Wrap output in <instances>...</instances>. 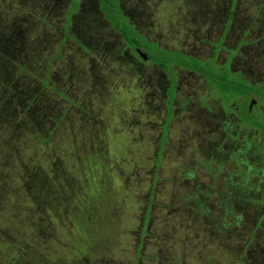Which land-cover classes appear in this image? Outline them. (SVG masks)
I'll return each mask as SVG.
<instances>
[{
    "label": "rangeland",
    "instance_id": "rangeland-1",
    "mask_svg": "<svg viewBox=\"0 0 264 264\" xmlns=\"http://www.w3.org/2000/svg\"><path fill=\"white\" fill-rule=\"evenodd\" d=\"M69 2L0 0V264H264L259 136L185 70L165 109L161 70L126 48L135 35L125 46L98 0H81L67 35ZM231 4L120 0L158 59V44L208 56ZM222 42L239 53L207 59L216 78L230 65L264 78V0H236Z\"/></svg>",
    "mask_w": 264,
    "mask_h": 264
},
{
    "label": "flooded vegetation",
    "instance_id": "flooded-vegetation-1",
    "mask_svg": "<svg viewBox=\"0 0 264 264\" xmlns=\"http://www.w3.org/2000/svg\"><path fill=\"white\" fill-rule=\"evenodd\" d=\"M92 2L93 1H88L83 6H86L89 8V10H91L90 8L94 7L92 5ZM80 4H81V0H77L75 3L73 2V0H70L68 6L66 8L65 13L63 14V18L65 20L64 28H65V30H67V32H69V25H71L72 21H73L72 15L77 12ZM70 9L73 10V12L69 15V24L67 26L66 25V23H67L66 13ZM122 13H124V12L122 11ZM105 22H107L111 26L110 22H108L107 20ZM135 29H136V27H135ZM121 39H122V37H121ZM153 41L155 43L157 42L156 40H153ZM217 43H218V41L213 44L214 47L212 46L211 53L208 56H205L202 58L191 55V54H185L182 51L181 52L185 55H191V56L197 58L198 61H200L202 63V66L205 67V69H207V70L209 69L207 59L210 58V56H212V58H213L214 66L217 67V65H219L221 62H223L225 60L230 63L231 59L233 58L232 56L229 55V52L227 50L235 48V49H237L236 54L239 53L237 46L236 47H227L226 45L223 44V42L220 43L221 49L218 50V52H215L214 48L217 46ZM124 44L126 46L125 40H124ZM139 47H140L139 49H135V48L133 49V48L126 46V48H128L130 50V52L133 54L134 58L138 59L142 63H145V62L152 63L157 69L161 70L160 71L162 74L161 77L167 83L166 87L164 89V96H165L164 106H165V109H166V100L168 99V96H169V88L171 85H173L174 88L172 91V99H171L170 105H171L172 113L174 111L173 102H174V100H176V95L174 96V91L176 94V85H177L178 79H179V75H178V73H176V70H175L176 68L180 69V70H185L190 75V78L191 77H193V78L200 77L202 82H204L206 84L205 86L211 91V93L215 97L219 98L218 102H219V107H220L221 113H223L224 116L227 115L228 117H231V118L234 117L233 119L236 121L237 125H239V126L242 125L243 126L242 128H244L246 131L253 130V131H255L256 137L259 136V140L252 144L253 150H257L256 157L254 158V159H256L255 165L259 164L260 162H264V78L261 77V78L256 79V81H254L248 77V75L246 74V71H244L240 68L239 69H237V68L232 69L231 65L229 64L230 65L229 70L227 69L226 72L232 73L235 76L232 79L233 82L237 80L238 76L241 77V79L243 80V86L238 84L240 86V87H238L240 89L239 90L240 93L238 92L239 93L238 96L236 98H233L232 100L225 102L222 100V98L218 94L219 90L214 89L212 86H210V83H209V81H208V79L204 73L193 71V70H190L187 68H181L177 65H174L172 75H169L168 73H165L161 68H159L151 60V55L149 54L148 50H145V48L143 46H139ZM157 47H160L163 49L166 48V47H161L159 44ZM166 49H168V48H166ZM222 51L228 52V55H227L226 59L219 62L218 56L220 55V52H222ZM139 54H141V56ZM143 57H145V58H143ZM210 74L212 76H215L211 72H210ZM219 79L220 78H216V80H219ZM202 82H200L199 85L204 87V85L201 84ZM235 84L232 85V90H234L237 87ZM200 101L204 102L203 100H200ZM204 106L207 107L206 105H204ZM241 108H243L244 110H241ZM207 109H208V107H207ZM172 118H173V115H171L169 125L167 126L168 129L170 127V122H171ZM163 122H164V119H163ZM162 128H164L163 123L161 125V129ZM236 128L238 129V132H241V130L238 127H236ZM166 134L167 133H165V135ZM162 135H163V129L161 130V135H160L159 141H161ZM165 135H164V138H165Z\"/></svg>",
    "mask_w": 264,
    "mask_h": 264
},
{
    "label": "trees",
    "instance_id": "trees-1",
    "mask_svg": "<svg viewBox=\"0 0 264 264\" xmlns=\"http://www.w3.org/2000/svg\"><path fill=\"white\" fill-rule=\"evenodd\" d=\"M235 2H236V0H232V4L230 7V13H229V19L227 21V24H225V29L223 31V34H222L221 38L219 39L217 46L215 47L216 49L221 46L220 43L223 41V37L225 35V32L227 31V27L230 24L231 14H232V10H233V7L235 5ZM99 8L104 13L106 19L111 23V26L113 28H115L121 34L122 38L125 40V42L127 44H128V39L132 40V38H134V35H135L136 45L143 46L147 50L152 48L153 45L152 44L150 45V42H148L146 36L143 35L142 33L138 32L135 29V27L133 26V24H130L128 22V18L122 13L121 6H120V0H100V7ZM72 12H73V10L70 9L66 13V19H67L66 25L67 26L69 24V15ZM155 47H157V46H155ZM159 51H161V54L163 55V57L158 59V58L151 56V60L159 68H161L165 73H168L169 75H172L173 66L177 65L181 68H187V69H190L193 71L204 73L205 76L207 77L208 81L210 79V81H209L210 86H212V87L217 86L218 89H223L226 91L232 90V85L236 83L235 85L237 87L235 89H237L239 91L240 90L238 88V87H240L239 85L243 86V80L241 79V77H238L239 79L237 78V80L234 82L232 79H228L225 75L222 76L219 80H216V77L212 76L210 74V72L207 69H205V67L202 66V63L200 61H198L197 58H195L191 55H185L181 51L176 50V49H171V50L163 49V50H158V52ZM236 52H237V49H236ZM220 81H222V82H220ZM170 87L172 88V91H173V88H174L173 85H171ZM235 89H234V91L237 92V90H235ZM31 101H33V100H31ZM31 101L29 103H31ZM2 124H6L5 119L3 120ZM167 129H168V127H166L165 130L163 129V135H162V139L160 141V149H159V151L157 153V157L155 159V162L157 163L156 166L159 165V159L161 157V150L163 148V143L165 140L164 135H165ZM146 209H145L144 218L142 221V231H139V232L135 231V236L138 237L137 243L135 245V249L137 251V256H139L141 254V249H143V247H144L142 235L145 232V230H146L145 227L148 223L149 207L147 206Z\"/></svg>",
    "mask_w": 264,
    "mask_h": 264
},
{
    "label": "crops",
    "instance_id": "crops-1",
    "mask_svg": "<svg viewBox=\"0 0 264 264\" xmlns=\"http://www.w3.org/2000/svg\"><path fill=\"white\" fill-rule=\"evenodd\" d=\"M97 6H98V9H99V11L101 12V14L103 15V17L106 19V17H105V15H104V13L100 10V0H98V3H97ZM124 14V13H123ZM127 18H128V16L126 15V14H124ZM228 19H229V14H228ZM228 19H227V21H228ZM107 20V19H106ZM108 21V20H107ZM227 21L225 22V24H227ZM109 22V21H108ZM128 22L130 23V24H133L132 23V21L128 18ZM133 26L135 27V25L133 24ZM229 26V25H228ZM228 28V27H227ZM114 29V28H113ZM224 29H225V27H224ZM116 30V29H115ZM136 30H137V28H136ZM138 31V30H137ZM118 32V31H117ZM138 32H140V31H138ZM119 33V32H118ZM141 33V32H140ZM67 35H68V32H67ZM119 35L121 36V34L119 33ZM144 35V34H143ZM222 36V35H221ZM122 37V36H121ZM220 39V38H219Z\"/></svg>",
    "mask_w": 264,
    "mask_h": 264
},
{
    "label": "water",
    "instance_id": "water-1",
    "mask_svg": "<svg viewBox=\"0 0 264 264\" xmlns=\"http://www.w3.org/2000/svg\"><path fill=\"white\" fill-rule=\"evenodd\" d=\"M140 56H141V54H139ZM143 58H145V57H143Z\"/></svg>",
    "mask_w": 264,
    "mask_h": 264
}]
</instances>
